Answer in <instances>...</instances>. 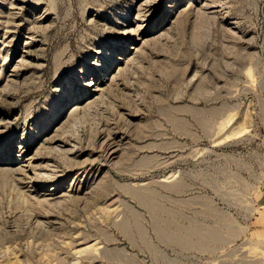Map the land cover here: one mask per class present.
<instances>
[{
	"label": "rangeland",
	"instance_id": "obj_1",
	"mask_svg": "<svg viewBox=\"0 0 264 264\" xmlns=\"http://www.w3.org/2000/svg\"><path fill=\"white\" fill-rule=\"evenodd\" d=\"M154 262L264 264V0H0V264Z\"/></svg>",
	"mask_w": 264,
	"mask_h": 264
},
{
	"label": "bare ground",
	"instance_id": "obj_2",
	"mask_svg": "<svg viewBox=\"0 0 264 264\" xmlns=\"http://www.w3.org/2000/svg\"><path fill=\"white\" fill-rule=\"evenodd\" d=\"M189 114H190V112H189ZM157 263V262H156ZM155 262H154V264H156ZM160 263V262H159Z\"/></svg>",
	"mask_w": 264,
	"mask_h": 264
}]
</instances>
